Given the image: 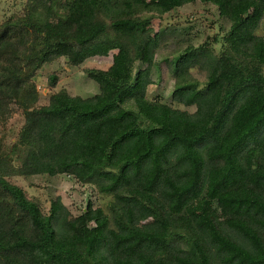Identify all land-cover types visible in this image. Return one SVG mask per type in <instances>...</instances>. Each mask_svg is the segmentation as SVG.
Instances as JSON below:
<instances>
[{
	"label": "trees",
	"instance_id": "16d2710c",
	"mask_svg": "<svg viewBox=\"0 0 264 264\" xmlns=\"http://www.w3.org/2000/svg\"><path fill=\"white\" fill-rule=\"evenodd\" d=\"M195 2L211 39L149 33ZM263 19L264 0H26L0 20V264H264ZM110 50L84 69L96 93L39 103L43 64ZM162 55L167 99L149 93ZM63 174L103 203L44 206L12 181Z\"/></svg>",
	"mask_w": 264,
	"mask_h": 264
},
{
	"label": "rangeland",
	"instance_id": "374dc122",
	"mask_svg": "<svg viewBox=\"0 0 264 264\" xmlns=\"http://www.w3.org/2000/svg\"><path fill=\"white\" fill-rule=\"evenodd\" d=\"M26 0H0V20L8 16H17L23 13ZM220 22L217 18L214 7L210 4L195 2L181 7L167 15H164L160 27L155 25L149 27L152 35L156 30L161 31L164 42L174 39L189 38L195 44L202 42L205 38L211 39L219 32ZM264 35V19L261 21L257 31ZM115 50H110L106 56H91L86 58L79 65H71L66 58L60 57L54 61L47 62L37 71L34 78L39 92V103H46L50 93L59 89H65L70 95L81 97L90 96L98 91L97 83L85 75V68H106L111 63ZM165 55V53H162ZM158 56V64L154 65L151 71L153 84L149 87L150 94H161L164 99L168 98L171 89L172 79L168 66L162 60L164 56ZM160 57V58H159ZM56 73L58 81L54 87L47 85V76ZM21 123L18 112L13 113L8 121L6 133L16 129ZM17 185L21 186L26 195L47 206L49 194L59 195L62 201L76 213L81 209L88 197L95 200V204H102L103 200L92 194L87 185L77 183L68 175H56L54 177H20L12 178Z\"/></svg>",
	"mask_w": 264,
	"mask_h": 264
}]
</instances>
